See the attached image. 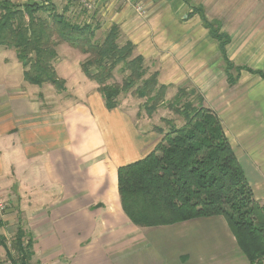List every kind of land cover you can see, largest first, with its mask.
Listing matches in <instances>:
<instances>
[{"label":"crops","instance_id":"obj_1","mask_svg":"<svg viewBox=\"0 0 264 264\" xmlns=\"http://www.w3.org/2000/svg\"><path fill=\"white\" fill-rule=\"evenodd\" d=\"M63 4L61 12L95 33L116 25L160 84L195 89L264 205V0H96L80 11ZM213 30L228 39L223 49ZM225 59L239 67L229 71L232 84ZM77 61L79 71L67 64L59 76L66 59L58 58L64 89L53 86L47 100L30 84L0 85V194L31 237L30 262L250 264L222 216L156 227L129 220L117 169L149 154L161 134L143 129L123 103L107 109Z\"/></svg>","mask_w":264,"mask_h":264},{"label":"trees","instance_id":"obj_2","mask_svg":"<svg viewBox=\"0 0 264 264\" xmlns=\"http://www.w3.org/2000/svg\"><path fill=\"white\" fill-rule=\"evenodd\" d=\"M49 10L48 19L42 17ZM202 17L206 25L212 24ZM213 34L223 49L228 39L216 30ZM60 43L85 56L81 70L97 84L107 109L119 107V96L132 89L136 98L144 99L147 114L165 105L183 121L177 126L162 118L167 128H155L161 138L154 149L118 167L120 204L129 220L138 227H156L222 216L249 263L264 264V205L255 199L218 116L202 105L194 88H178L172 99L165 100L168 86L158 82L157 71L149 72L141 55L133 54L130 42H120L116 25L99 41L89 24L69 20L65 10L56 13L51 0L47 5L0 1V46L15 50L26 82L64 89V80L55 70ZM225 60L232 84L236 77L229 71L239 67ZM117 66L123 73L122 83L109 81ZM187 95H194L196 103L191 97L184 99ZM0 243L17 264L1 237ZM12 245L18 264H29L32 240L21 225Z\"/></svg>","mask_w":264,"mask_h":264},{"label":"rangeland","instance_id":"obj_3","mask_svg":"<svg viewBox=\"0 0 264 264\" xmlns=\"http://www.w3.org/2000/svg\"><path fill=\"white\" fill-rule=\"evenodd\" d=\"M53 5H54V11L56 13L59 12L61 13V9L64 6V4L60 3ZM76 8H78L77 5L69 4L70 10L80 11ZM51 12L52 10L41 13L42 17L44 18L49 17V14ZM103 36L104 35L100 32L95 33L96 40L101 41L103 39ZM61 45H63L64 47H62ZM65 45L66 44L64 43H60L56 47L57 52L61 55L60 57L66 59V63H62L61 68L57 70V72H59L60 74V75L58 74L59 76H62L61 71L63 67H67L69 65L68 67L72 69L76 67L79 68L78 65L79 62L77 60L79 59L80 61H82L85 57V56L82 57V55L78 51H76L77 54L76 52L68 53L69 50L65 48ZM21 67H22L21 63L16 58L15 50L13 48H5L3 46H0V85L2 86H7L10 84L17 85L19 83H24L25 85H29L30 83L26 82L25 80L23 81L21 77V72H22ZM118 67L119 66H117L113 70V78L109 80L110 82L122 83L123 73L119 70ZM152 71L153 68L151 70L149 68V72ZM30 85H31V89L33 91L35 90L34 92L36 93V96L40 99L43 98L44 100H47L49 98V95L52 93L54 89L53 85L50 83L47 84L44 83V85H34V84H30ZM176 93H177V89L167 88L165 93V100L172 99ZM188 95L187 97H184V99L191 97L190 99H194V102L196 103L195 96L194 95L188 96ZM119 98H120V102L123 103L124 108L131 113L132 117L135 120H138L140 124L142 123V126L144 127L143 129H148V131L150 130L156 131L155 130L156 127L166 129L167 125L162 120V118L171 119L177 126H180L183 123L181 117L176 115L165 105L158 107L157 110L154 111L151 115L147 114L143 107L144 99L136 98L135 95L132 93V89L128 93L120 95ZM15 211L16 209L10 203V200H8L6 195L0 194V237L3 240V243L6 245V248L10 251L13 259L17 260V264H18L19 256L12 245L17 227L16 218L18 217ZM190 250L194 252L196 250V247L192 245ZM13 263L14 262L11 261L8 255L6 254V249L0 243V264H13ZM29 264H33V263L29 262Z\"/></svg>","mask_w":264,"mask_h":264},{"label":"built area","instance_id":"obj_4","mask_svg":"<svg viewBox=\"0 0 264 264\" xmlns=\"http://www.w3.org/2000/svg\"><path fill=\"white\" fill-rule=\"evenodd\" d=\"M2 2H8V3H13L16 5H24L26 3H33V4H41V5H47L50 0H0ZM64 3H72L79 5L80 7L84 9H91L93 6L94 1L96 0H61ZM126 1V0H125ZM139 10H142L141 7H138Z\"/></svg>","mask_w":264,"mask_h":264}]
</instances>
